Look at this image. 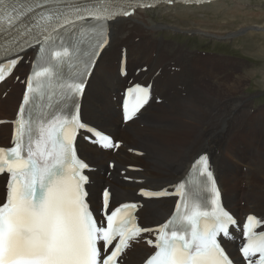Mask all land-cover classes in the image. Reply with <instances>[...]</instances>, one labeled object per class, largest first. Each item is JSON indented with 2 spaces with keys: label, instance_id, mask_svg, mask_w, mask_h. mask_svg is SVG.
<instances>
[{
  "label": "snow or ice",
  "instance_id": "1",
  "mask_svg": "<svg viewBox=\"0 0 264 264\" xmlns=\"http://www.w3.org/2000/svg\"><path fill=\"white\" fill-rule=\"evenodd\" d=\"M115 2L119 7L113 9V0H100L96 7L86 0H28L23 4L0 0V32L9 37L6 51L17 56L27 49L37 53L13 122L14 146L0 147V175L7 177L0 195V264H121L129 242L142 238V233L155 234V240H147L155 251L146 264H234L218 237L230 236L229 227L236 222L221 205L207 155H200L193 164L204 178L194 182L198 190L189 191L187 181L177 184L174 194L180 199L175 212L155 228L136 223V203L110 207L108 189L102 190L99 206L90 207L85 190L89 177L84 174L90 165L78 154L77 135L87 130L93 133V143L106 148L113 143L82 122L77 98L107 43L108 22L118 15H131L127 8L132 4ZM77 34L78 43L72 49L65 46L66 37ZM85 36L88 48L81 53L79 44ZM17 63L18 59H9L6 66L0 65V81ZM65 64L76 69L68 80L61 76ZM54 87L59 89L55 104ZM133 93H137L135 102L131 107L124 105L127 120L148 99L147 89H129V95ZM45 97L48 103L43 105ZM170 194L166 190L140 192L146 198ZM261 223L255 216L247 217L240 264H264V231H255Z\"/></svg>",
  "mask_w": 264,
  "mask_h": 264
},
{
  "label": "bare ground",
  "instance_id": "2",
  "mask_svg": "<svg viewBox=\"0 0 264 264\" xmlns=\"http://www.w3.org/2000/svg\"><path fill=\"white\" fill-rule=\"evenodd\" d=\"M144 11H136L111 24L109 43L96 64L81 104L83 122L103 129V132L114 137L116 141L122 142L115 154L111 149L88 143L85 134H81L77 140L78 154L91 168L88 174L91 207L99 206L101 195L97 197V189L106 186L112 191L110 207L112 204L118 206L122 203H140L141 207L137 213L138 225L155 228L171 215L175 199L145 200L139 196V191L172 189L187 176L200 155H208L220 190L221 204L239 219L238 226L230 229V236L223 239V244L234 264H240L239 247L243 241L242 233L237 231L239 225L243 224L246 216L254 215L262 221L264 230V115L259 114L250 119L247 117L244 121L248 115L243 113V110L238 111L239 105H242L237 104L238 106L227 113V120L224 112L231 107L226 109L224 104L232 98L229 90L222 89V82L219 84L215 81L212 86H208L203 80L200 82V77L209 79L213 72L207 73V76L205 71L201 73L194 55L185 53L182 49H175L176 59H165L161 55L162 42L155 47L159 49L157 53H154L151 47L145 48L141 39L139 42H133V38L140 37L139 27H145L147 24ZM199 33L207 34L204 31ZM126 47L130 49L128 53L124 50ZM124 51L127 56L128 75L122 78L120 62ZM33 55L34 50L27 52L26 60H31ZM113 56H116L114 62ZM21 66L22 62L15 69V73ZM174 66L176 71L170 74ZM29 69L30 67L28 71ZM133 69L139 72L138 75L135 71L132 74ZM12 78L14 75L0 85V120L4 122L0 124V131H7L10 122L18 114L17 107L10 109L15 111L14 118H11L10 110L2 109L15 95L14 90H8ZM128 78L133 84L127 83ZM136 80L141 81L138 83L140 85H151V99L143 110L125 125L121 113L122 97L120 98L119 94L137 84ZM243 82L245 79L238 81V84ZM231 87L238 89L239 86ZM24 89L25 84L22 95ZM17 99L19 100V97ZM7 106L12 107V104ZM235 110L238 113H235ZM250 121H254V125ZM255 128L258 129L257 133L253 131ZM249 129H252L251 133H247ZM185 132L192 133L193 137L175 141L168 139L172 135L177 136ZM234 135L238 138H235L236 143ZM11 138L12 134L9 143ZM242 141H245L246 145ZM245 155L248 156L246 159L243 158ZM110 162L114 163V170L109 168ZM5 181L6 177L0 176V188H3V193ZM241 201L246 202L243 209L240 206ZM142 238L129 243L130 247L122 256V264H141L154 252L148 245H139ZM145 238L152 239V235L148 233Z\"/></svg>",
  "mask_w": 264,
  "mask_h": 264
},
{
  "label": "rangeland",
  "instance_id": "3",
  "mask_svg": "<svg viewBox=\"0 0 264 264\" xmlns=\"http://www.w3.org/2000/svg\"><path fill=\"white\" fill-rule=\"evenodd\" d=\"M144 16L147 24L145 27H139L141 30L140 37L139 39L138 37L133 38V42H139L141 39L144 47H151L154 53L159 52V49H155V47L159 46L157 44L162 42L164 45L161 43V55L165 59L171 57L174 59V55L176 54L175 49L178 51L182 49L185 53L194 55L193 57L196 59L197 65L201 68V73L205 71L207 76V73L213 72L209 79L206 78L204 80L203 76L200 77V82L203 80L205 84H209H207L208 86L210 84L212 86L215 81L219 84L222 82L224 84L222 89L229 90L230 96L233 99H228L227 105L224 104L226 109L231 107L230 111L224 112L227 120L229 119L227 113L231 112L235 106H238L237 104L242 105H239L237 110H243L242 112L248 115L244 118V121H246L247 117L250 119L252 116L264 115V32L250 31V28L253 27L264 28V0H220L202 7L176 6V8H172L162 6L159 9L144 11ZM200 31H204L207 34L203 35L199 33ZM215 37H218V39ZM124 50L127 53L128 50L130 51L129 47L124 48ZM26 59L22 61V66L14 74V78H12L8 85V90H14L15 95L8 100L9 102L2 109L10 110L17 107V111H19L23 97L22 89L25 84L24 81L27 79L28 68L30 67V63ZM115 59L116 56H113L112 62ZM133 61L135 62L136 60L133 59ZM128 65L131 66L130 61H128ZM130 69L129 67V71H131ZM134 71L135 69L132 70V74ZM136 71L135 73L138 75L139 72ZM175 71L176 67L174 66L170 74H173ZM21 77H23V80H21ZM242 79H245V82L238 84V81ZM136 81L137 83L141 82L140 80ZM127 83L133 84V81L128 78ZM232 85L239 87L238 89L234 88V90L231 87ZM226 93L228 94V91ZM121 94L122 92L119 94L120 98L122 97ZM18 97L19 100L17 99ZM7 104H12V107H8ZM237 110H235V113H238ZM10 112L12 114L11 118H14L15 111L10 110ZM5 116L7 115L5 114ZM12 122L13 120L10 122L7 131H0L1 147L9 146L10 134H12ZM3 123V120H0V124ZM250 123L254 125V121H250ZM87 124L92 125L89 122ZM94 127L101 130L97 126ZM255 129L253 131L257 133L258 129ZM247 131V133H251L252 129ZM188 137L191 139L193 134L185 132L177 136L172 135L168 139L175 141ZM233 138L238 139L235 135ZM236 139L234 143H236ZM242 140L244 139L242 138ZM118 141L122 143L120 140ZM242 143L246 145L245 141H242ZM114 153L116 154L117 152ZM247 157L245 155L243 158L246 159ZM110 163L114 164L113 162ZM110 163L108 164L109 168L114 170V167H110ZM102 189L110 190L106 186L97 189V197L100 196ZM0 195H3V188H0ZM240 206L242 209L245 208L246 202L241 201ZM139 245H147L145 236L140 240Z\"/></svg>",
  "mask_w": 264,
  "mask_h": 264
},
{
  "label": "water",
  "instance_id": "4",
  "mask_svg": "<svg viewBox=\"0 0 264 264\" xmlns=\"http://www.w3.org/2000/svg\"><path fill=\"white\" fill-rule=\"evenodd\" d=\"M257 31V32H264V28L263 29H259V27H253V28H250V31Z\"/></svg>",
  "mask_w": 264,
  "mask_h": 264
}]
</instances>
